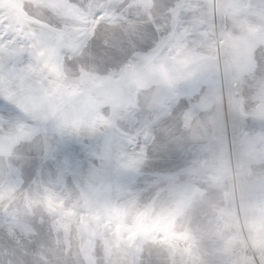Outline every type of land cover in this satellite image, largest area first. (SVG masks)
<instances>
[{"label": "rangeland", "instance_id": "1", "mask_svg": "<svg viewBox=\"0 0 264 264\" xmlns=\"http://www.w3.org/2000/svg\"><path fill=\"white\" fill-rule=\"evenodd\" d=\"M0 264H264V0H0Z\"/></svg>", "mask_w": 264, "mask_h": 264}]
</instances>
